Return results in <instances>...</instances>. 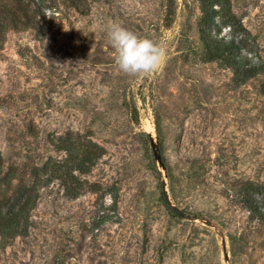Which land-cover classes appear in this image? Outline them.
Masks as SVG:
<instances>
[{
    "label": "rangeland",
    "instance_id": "obj_1",
    "mask_svg": "<svg viewBox=\"0 0 264 264\" xmlns=\"http://www.w3.org/2000/svg\"><path fill=\"white\" fill-rule=\"evenodd\" d=\"M231 3L264 63V0ZM46 4L40 30L0 48L5 166L50 163L0 264H264V75L243 83L207 59L200 0ZM110 20L165 47L157 72L117 68Z\"/></svg>",
    "mask_w": 264,
    "mask_h": 264
},
{
    "label": "trees",
    "instance_id": "obj_2",
    "mask_svg": "<svg viewBox=\"0 0 264 264\" xmlns=\"http://www.w3.org/2000/svg\"><path fill=\"white\" fill-rule=\"evenodd\" d=\"M203 18L200 37L209 61L220 62L231 68L235 78L243 83L264 75V63H256L248 54L254 53L250 33L233 13L231 0H200ZM46 0H0V48L9 31L40 30V19L45 17ZM221 24L233 30V37L226 39L214 34L220 32ZM93 153L87 149L79 167L92 160ZM50 163L33 166L28 173L20 174L16 166L6 168L0 153V236L5 244L17 237H25L31 226V213L36 207L40 189L48 182ZM60 171V169H58ZM258 191V188H256ZM165 204H168L163 197ZM251 210L262 214L258 203Z\"/></svg>",
    "mask_w": 264,
    "mask_h": 264
},
{
    "label": "clouds",
    "instance_id": "obj_3",
    "mask_svg": "<svg viewBox=\"0 0 264 264\" xmlns=\"http://www.w3.org/2000/svg\"><path fill=\"white\" fill-rule=\"evenodd\" d=\"M106 37L114 51L115 65L128 76H150L160 69L167 58L164 46L138 36L119 22L110 20L107 23Z\"/></svg>",
    "mask_w": 264,
    "mask_h": 264
},
{
    "label": "water",
    "instance_id": "obj_4",
    "mask_svg": "<svg viewBox=\"0 0 264 264\" xmlns=\"http://www.w3.org/2000/svg\"><path fill=\"white\" fill-rule=\"evenodd\" d=\"M179 215H180L181 217H185V213H184V212H180Z\"/></svg>",
    "mask_w": 264,
    "mask_h": 264
}]
</instances>
